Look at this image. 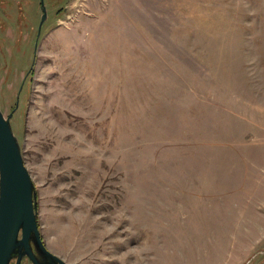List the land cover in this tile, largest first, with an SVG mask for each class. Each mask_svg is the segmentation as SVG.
<instances>
[{"label": "rangeland", "instance_id": "rangeland-1", "mask_svg": "<svg viewBox=\"0 0 264 264\" xmlns=\"http://www.w3.org/2000/svg\"><path fill=\"white\" fill-rule=\"evenodd\" d=\"M66 1L44 0L39 34V0L0 2V109L46 246L264 264V0H70L56 19Z\"/></svg>", "mask_w": 264, "mask_h": 264}, {"label": "water", "instance_id": "water-1", "mask_svg": "<svg viewBox=\"0 0 264 264\" xmlns=\"http://www.w3.org/2000/svg\"><path fill=\"white\" fill-rule=\"evenodd\" d=\"M36 50L37 41L30 69ZM11 116L12 112L5 116L0 109V264H10L13 259L14 264H21L23 258L32 264H68L46 246L41 236L35 184L12 131Z\"/></svg>", "mask_w": 264, "mask_h": 264}, {"label": "flooded vegetation", "instance_id": "flooded-vegetation-1", "mask_svg": "<svg viewBox=\"0 0 264 264\" xmlns=\"http://www.w3.org/2000/svg\"><path fill=\"white\" fill-rule=\"evenodd\" d=\"M2 0H0V2H1ZM70 0H68V1H66L65 2V4L63 5V6H61V7H59V8H57L55 11L57 12V18L56 19H58L60 16H61V14L62 13H64V10H65V8L67 7V4H68V2H69ZM13 3L14 2H12L11 1V9H12V11H13ZM39 6H40V20H39V24H38V34L40 33V31H41V28H42V26H43V24H44V22H45V19H46V16H47V9H46V6H45V3H44V0H39ZM43 8H45V9H43ZM7 14V12L5 11V9L0 5V16H2V15H6ZM45 14V16H44V18H43V20H42V16ZM39 40L37 41V45L39 44Z\"/></svg>", "mask_w": 264, "mask_h": 264}, {"label": "trees", "instance_id": "trees-1", "mask_svg": "<svg viewBox=\"0 0 264 264\" xmlns=\"http://www.w3.org/2000/svg\"><path fill=\"white\" fill-rule=\"evenodd\" d=\"M14 260V259H13Z\"/></svg>", "mask_w": 264, "mask_h": 264}]
</instances>
